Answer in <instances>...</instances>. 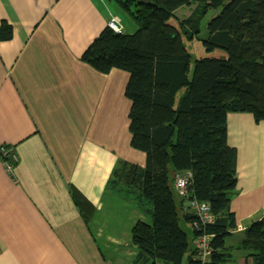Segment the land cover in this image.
<instances>
[{"label":"crops","instance_id":"1","mask_svg":"<svg viewBox=\"0 0 264 264\" xmlns=\"http://www.w3.org/2000/svg\"><path fill=\"white\" fill-rule=\"evenodd\" d=\"M114 3L0 0V25H12L0 38V148L17 157L7 172L0 150V264H131L132 227L150 222L108 184L119 161L144 163L130 145L129 74L81 60L113 18L124 30ZM227 141L237 151L231 210L247 227L264 216V121L228 113Z\"/></svg>","mask_w":264,"mask_h":264},{"label":"trees","instance_id":"2","mask_svg":"<svg viewBox=\"0 0 264 264\" xmlns=\"http://www.w3.org/2000/svg\"><path fill=\"white\" fill-rule=\"evenodd\" d=\"M113 1L130 13L136 29L117 33L104 26L81 60L103 73L117 68L129 74L130 145L144 154V163L119 161L108 184L132 195L150 216L132 227L131 264H184L185 257L186 264H202L194 243L201 234L210 235L204 264H222L234 252L264 264V216L244 229L237 245L225 244L237 226L231 199L238 181L227 114L246 112L264 121V0ZM182 7L188 10L176 14ZM208 14L207 33L200 36ZM11 35L12 25L3 21L0 38ZM194 39L225 56H200L191 69L185 43ZM176 175L187 177L184 199L174 189ZM191 200L208 204L216 220L201 223Z\"/></svg>","mask_w":264,"mask_h":264},{"label":"built area","instance_id":"3","mask_svg":"<svg viewBox=\"0 0 264 264\" xmlns=\"http://www.w3.org/2000/svg\"><path fill=\"white\" fill-rule=\"evenodd\" d=\"M109 26L117 33L122 32V26L119 24V22L115 18H113L109 22ZM0 150L3 151V153L5 154V157H3L2 159H3V164L7 172L12 173V169L17 160V157L12 152L7 153L8 149L6 146L0 148ZM173 186H174L176 193L181 198L184 199L187 197L188 182H187L186 176L176 175V177L173 180ZM188 205L190 206L191 209L195 211V214H197V217L200 219L199 221L201 223L209 224L216 220V216L209 210L208 204L199 203L197 201L191 200V201H188ZM234 230H237V226L229 229L230 232ZM209 239H210V235L201 234L194 241L196 248H197V253L195 254V258L202 264L206 263L209 253H210Z\"/></svg>","mask_w":264,"mask_h":264},{"label":"rangeland","instance_id":"4","mask_svg":"<svg viewBox=\"0 0 264 264\" xmlns=\"http://www.w3.org/2000/svg\"><path fill=\"white\" fill-rule=\"evenodd\" d=\"M115 6L119 9L118 10V14L121 17L120 20L123 23V25L125 26L124 30H123L124 33H132L136 29V24H135L133 18L131 17L130 13L128 11L123 10L117 4H115ZM186 10H188V7H182L181 9L177 10L176 14H178V13L179 14H183L184 12H186ZM210 15L211 14H208L207 16H205L200 22V36H204L207 33L206 22H207V19L209 18ZM169 21L171 23L175 24L174 17H172ZM131 27H133L132 29H134V30H131ZM185 45H186V47H187V49H188V51L190 53V58H191L190 59V67H191V69H192V67L194 65V60L196 58L200 57V56H216V57H224L225 56V52L223 50H220V49H216V50H214L212 52L205 51V49L202 46L201 41L199 39H194L191 42L187 41L185 43ZM182 223L184 224V222H182ZM245 228H246V226L237 225V229H239V230H244ZM186 231L189 233V238H190L189 226H186ZM229 238H230V235H228L226 237L225 241H228ZM238 256L239 255L236 254V252H234L233 258L223 262L222 264H239V261H238V258H237ZM186 263H187V257H185V259H184V264H186Z\"/></svg>","mask_w":264,"mask_h":264}]
</instances>
